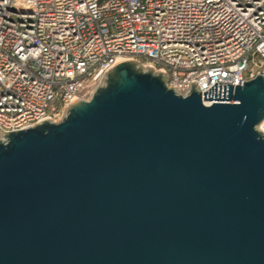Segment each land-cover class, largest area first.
<instances>
[{"label": "water", "instance_id": "95a60500", "mask_svg": "<svg viewBox=\"0 0 264 264\" xmlns=\"http://www.w3.org/2000/svg\"><path fill=\"white\" fill-rule=\"evenodd\" d=\"M0 132V264H264V75L180 93L135 61Z\"/></svg>", "mask_w": 264, "mask_h": 264}, {"label": "built area", "instance_id": "2783aa9c", "mask_svg": "<svg viewBox=\"0 0 264 264\" xmlns=\"http://www.w3.org/2000/svg\"><path fill=\"white\" fill-rule=\"evenodd\" d=\"M123 61L183 94L241 86L264 75V0H0V132L60 121Z\"/></svg>", "mask_w": 264, "mask_h": 264}]
</instances>
